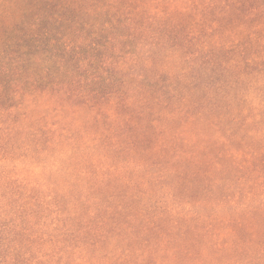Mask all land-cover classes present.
I'll return each mask as SVG.
<instances>
[{"label": "trees", "instance_id": "1", "mask_svg": "<svg viewBox=\"0 0 264 264\" xmlns=\"http://www.w3.org/2000/svg\"><path fill=\"white\" fill-rule=\"evenodd\" d=\"M0 264H264V0H0Z\"/></svg>", "mask_w": 264, "mask_h": 264}]
</instances>
